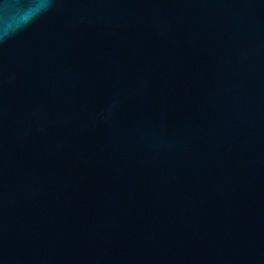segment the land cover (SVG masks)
<instances>
[{"label":"water","instance_id":"obj_1","mask_svg":"<svg viewBox=\"0 0 264 264\" xmlns=\"http://www.w3.org/2000/svg\"><path fill=\"white\" fill-rule=\"evenodd\" d=\"M0 264H264V0H0Z\"/></svg>","mask_w":264,"mask_h":264}]
</instances>
